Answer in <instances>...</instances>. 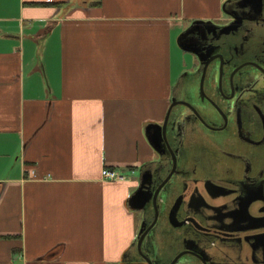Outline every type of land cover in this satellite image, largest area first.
I'll use <instances>...</instances> for the list:
<instances>
[{"label": "crops", "instance_id": "obj_1", "mask_svg": "<svg viewBox=\"0 0 264 264\" xmlns=\"http://www.w3.org/2000/svg\"><path fill=\"white\" fill-rule=\"evenodd\" d=\"M232 2L0 0V264L133 255L146 126L187 84L178 37Z\"/></svg>", "mask_w": 264, "mask_h": 264}, {"label": "flooded vegetation", "instance_id": "obj_2", "mask_svg": "<svg viewBox=\"0 0 264 264\" xmlns=\"http://www.w3.org/2000/svg\"><path fill=\"white\" fill-rule=\"evenodd\" d=\"M240 9L237 1L227 7L238 29L228 28L229 16L198 40L205 92L198 102V94L185 100L187 90L198 91L195 68V88L188 80L175 96L188 103L177 105L184 112L179 137L168 133L164 163L141 170L146 183L159 170L154 190L166 182L157 204L150 194L147 207L137 209L135 254L120 264H264V0Z\"/></svg>", "mask_w": 264, "mask_h": 264}, {"label": "water", "instance_id": "obj_3", "mask_svg": "<svg viewBox=\"0 0 264 264\" xmlns=\"http://www.w3.org/2000/svg\"><path fill=\"white\" fill-rule=\"evenodd\" d=\"M239 3L240 6V12H243V7L246 6V4H252L256 3V5H259L262 0H234ZM224 11L229 14L234 20L227 26L229 29H238L241 25L237 24L238 16H235L232 12L228 11L227 8L224 6ZM218 25L216 22L212 20H194L178 37V42L180 46L193 54H195L200 62L203 63V54L201 53V48L198 46V40H200L202 37H206L210 32V28L217 27ZM198 31V33L196 32ZM250 31V30H247ZM230 32V30H227L226 33ZM196 34L197 38H193L190 40H185L189 34ZM207 67H204L203 70V76L201 81V87L200 91L202 92V95L204 94V78L206 76ZM179 104H186L188 103L186 101H179L175 96L172 97V102L167 110L166 116L164 118V121L161 122H149L146 126V135L148 138V141L150 142L153 149L156 151V153L159 155V158L155 161L156 164L162 165L165 161L164 153L161 150V145L167 144L169 149H172V146L169 142L168 133H172L174 137H179L180 135V129L182 125V121L184 118V112L181 109H176V106ZM155 134V135H154ZM151 174V182L146 183L144 182L143 173L140 172L139 178H140V185L135 190V192L130 196L128 203L130 207L134 210L137 209H144L147 207V204L151 201V195L154 194L153 202L154 204H157V197L158 194L161 192V188L164 186L166 180L164 182L160 183L159 186L155 189L157 185V179L159 177V170H152L150 172ZM147 195V196H146ZM140 200L138 203L136 201ZM144 228L142 226L139 234L141 235L139 238L138 243V249L141 250L142 243L144 241V238L146 236L147 232H143ZM134 251L133 255L130 253V257H134ZM136 256V255H135Z\"/></svg>", "mask_w": 264, "mask_h": 264}, {"label": "rangeland", "instance_id": "obj_4", "mask_svg": "<svg viewBox=\"0 0 264 264\" xmlns=\"http://www.w3.org/2000/svg\"><path fill=\"white\" fill-rule=\"evenodd\" d=\"M179 64L182 65L183 68H185V72H184V80L187 82L188 80H190L191 78L194 77L193 75V70L195 69L197 72V82H199V86L197 88V92L196 93H192L189 92L188 90L186 91V99L185 100H194V98H197V94H198V98L196 99V102H198L200 100V82H201V77H202V69L199 65V62L197 60V58L194 56V54H192L189 51H182L181 56L179 57ZM210 77L208 76V78H206L205 82L209 83ZM192 96V97H191ZM199 99V100H198ZM184 100V99H182ZM181 106H177L176 109H180ZM140 172L137 171V173L135 174V176H139ZM135 215L139 216L141 215L140 212H138L137 210L135 211Z\"/></svg>", "mask_w": 264, "mask_h": 264}, {"label": "built area", "instance_id": "obj_5", "mask_svg": "<svg viewBox=\"0 0 264 264\" xmlns=\"http://www.w3.org/2000/svg\"><path fill=\"white\" fill-rule=\"evenodd\" d=\"M102 175L103 178L107 180H126L127 178H129V176L126 173L109 167L105 168L102 171Z\"/></svg>", "mask_w": 264, "mask_h": 264}]
</instances>
